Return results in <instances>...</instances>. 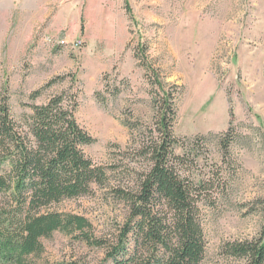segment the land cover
<instances>
[{
  "label": "rangeland",
  "instance_id": "rangeland-1",
  "mask_svg": "<svg viewBox=\"0 0 264 264\" xmlns=\"http://www.w3.org/2000/svg\"><path fill=\"white\" fill-rule=\"evenodd\" d=\"M151 71L180 90L174 133L205 136L201 154L228 181L229 195L205 210L202 264H233L221 245L257 236L264 216V0H0V93L11 113L72 87L77 121L96 139L84 151L97 164L131 146L123 121L151 123ZM229 128L239 137L222 161L217 136ZM44 211L81 215L104 240L126 216L97 188ZM41 243L29 264L104 262L101 249L59 232Z\"/></svg>",
  "mask_w": 264,
  "mask_h": 264
},
{
  "label": "trees",
  "instance_id": "trees-1",
  "mask_svg": "<svg viewBox=\"0 0 264 264\" xmlns=\"http://www.w3.org/2000/svg\"><path fill=\"white\" fill-rule=\"evenodd\" d=\"M157 76H148L151 123L123 121L131 146L113 164H97L85 154L96 139L77 121L78 91L72 87L29 104L31 112L19 116L0 93V264H29L43 252L41 239L55 232L101 249L100 264H202L205 210L217 209L229 195L228 181L222 167L201 154L205 136L174 133L180 90ZM107 93L115 98L119 89ZM96 95L104 105L106 98ZM229 115L232 120L231 110ZM231 131L217 136L222 161L239 137ZM96 188L126 208L111 240L94 238L81 215L44 211L94 195ZM220 255L233 264H264V216L257 236L224 242Z\"/></svg>",
  "mask_w": 264,
  "mask_h": 264
},
{
  "label": "built area",
  "instance_id": "built-area-1",
  "mask_svg": "<svg viewBox=\"0 0 264 264\" xmlns=\"http://www.w3.org/2000/svg\"><path fill=\"white\" fill-rule=\"evenodd\" d=\"M61 44H64V41H61Z\"/></svg>",
  "mask_w": 264,
  "mask_h": 264
}]
</instances>
